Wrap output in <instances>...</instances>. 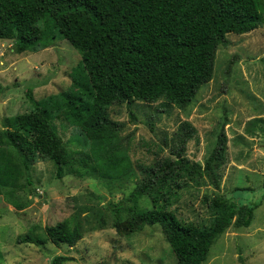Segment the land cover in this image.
Returning a JSON list of instances; mask_svg holds the SVG:
<instances>
[{
    "label": "trees",
    "instance_id": "16d2710c",
    "mask_svg": "<svg viewBox=\"0 0 264 264\" xmlns=\"http://www.w3.org/2000/svg\"><path fill=\"white\" fill-rule=\"evenodd\" d=\"M262 25L264 0H0V39L12 40L15 52L40 51L60 36L81 55L68 89L37 99L29 87L32 109L2 119L0 195L21 188L24 176L31 183V167L38 160L52 161L57 179L68 167H76L79 176L115 181L134 175L137 167L121 137L124 125L111 118L108 108L136 100L152 103L165 96L168 104L186 110L212 80L218 48L229 45L227 34L248 33ZM56 120L73 127L71 140L64 141ZM194 132L190 123L183 122L172 152L175 158L139 165L141 177L114 205L118 216L125 203L131 204L135 216L141 214L140 202L148 189L181 168L206 173L219 187L218 171L226 162L225 131L219 133L204 164L185 156ZM259 205L217 193L211 206H224L230 218L206 233L185 226L169 210L156 212V217L168 234L176 264H204L226 229L252 224ZM82 238L80 225L65 219L46 226L44 235L27 233L17 242L74 247ZM71 259L57 255L51 264Z\"/></svg>",
    "mask_w": 264,
    "mask_h": 264
},
{
    "label": "rangeland",
    "instance_id": "374dc122",
    "mask_svg": "<svg viewBox=\"0 0 264 264\" xmlns=\"http://www.w3.org/2000/svg\"><path fill=\"white\" fill-rule=\"evenodd\" d=\"M227 38L229 45L218 48L212 80L201 87L186 110L171 106L165 96L152 103L136 100L108 108L111 118L124 125L121 137L137 167L134 175L115 181L79 176L76 167H68L65 176L57 179L54 163L38 160L31 167V183L24 176L21 188L0 195V264H51L57 255L72 257L63 264H176L156 212L172 211L185 226L206 233L230 218L224 206H211L217 193L260 205L249 227L226 229L204 264H264V25L244 34L229 33ZM13 45L12 40L0 39L4 112L2 116L0 111V132L3 118L32 109L29 87L37 99L68 89L71 71L81 60L79 52L60 36L52 46L37 52L19 54ZM183 122L195 129L185 156L201 164L224 129L227 152L218 171L219 187L208 174L181 168L148 189L140 202L141 214L135 216L129 210L131 204L125 203L118 216L114 205L136 185L141 177L139 165L175 158L172 152ZM56 123L64 141L71 140L73 127L60 120ZM4 149L12 150L10 146ZM65 219L79 224L83 232L74 247L17 242L18 236L27 233L44 235L46 226Z\"/></svg>",
    "mask_w": 264,
    "mask_h": 264
},
{
    "label": "water",
    "instance_id": "95a60500",
    "mask_svg": "<svg viewBox=\"0 0 264 264\" xmlns=\"http://www.w3.org/2000/svg\"><path fill=\"white\" fill-rule=\"evenodd\" d=\"M0 111H1V115L3 116L4 112L2 110V104H0Z\"/></svg>",
    "mask_w": 264,
    "mask_h": 264
}]
</instances>
